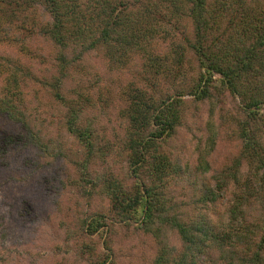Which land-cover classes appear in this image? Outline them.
Returning a JSON list of instances; mask_svg holds the SVG:
<instances>
[{"label":"trees","instance_id":"obj_1","mask_svg":"<svg viewBox=\"0 0 264 264\" xmlns=\"http://www.w3.org/2000/svg\"><path fill=\"white\" fill-rule=\"evenodd\" d=\"M0 33L17 55H26L37 38L50 47L46 57L35 55L34 63L44 65L39 74L0 56V118L18 129L0 128V154L32 146L64 157L55 142H43L32 117L55 104L60 117L43 110L50 121L39 124L74 139L78 195L107 201L106 211L101 203L80 226L82 259L107 264L110 253L97 255L91 237L114 222H134L158 238L152 264H264V0H0ZM90 54L100 59L93 70L99 84L82 87L93 66L88 74L72 73ZM34 86L47 104L32 106L30 91L39 101ZM225 97L235 101L231 109ZM202 104L209 112L206 133L217 134L210 119L218 111V132L239 144L231 163L209 174L196 152L193 181L165 145L188 109L197 112ZM94 108L112 110L109 132L99 135L95 120L84 119ZM120 156L124 178L109 161ZM185 180L199 192L193 204L201 211L191 215L173 196ZM169 232L178 248L168 243Z\"/></svg>","mask_w":264,"mask_h":264},{"label":"rangeland","instance_id":"obj_2","mask_svg":"<svg viewBox=\"0 0 264 264\" xmlns=\"http://www.w3.org/2000/svg\"><path fill=\"white\" fill-rule=\"evenodd\" d=\"M1 34L0 56L9 55L11 58L20 59L39 74L37 70L44 68V65L34 63L35 55L43 54L46 57L50 52L49 45H45L37 38L35 43L30 45L26 55H17L14 49L11 51L10 45L8 46ZM2 43L6 45L3 46ZM92 55L96 54L88 56L82 70L72 73L74 78L80 74H88V67L93 66L92 72L82 79V83H78L82 87L90 86L88 81L99 84L93 75V70L95 73L94 68H101L100 61L98 62L100 59ZM45 57L42 58L45 60ZM68 86L75 85L69 83ZM32 89H36L39 96V101L33 100L32 92H29L27 98L34 108L37 104L40 106L39 102L46 104L49 102L43 90L37 86ZM90 90H88L89 95L94 97L96 91ZM44 103H41V106ZM234 103L232 98L225 97L226 110L231 109ZM54 107L46 110L44 104L41 111H37L38 113H34L32 117L36 120L35 129L43 130L40 134L43 142H55L56 147L60 146L64 150V157L57 156L56 149L45 153L32 146L26 148L13 146L6 153L0 154V264H89L85 258L82 259V254L78 253L80 252L78 248L86 241L80 226L82 228L83 220L93 215V212L101 207V203L102 210L106 211L107 201H103L100 197L89 200L78 195L79 187L74 186L77 173L72 165V160H76L78 154L74 139L63 130H59V133L55 126L48 128L39 124L47 118V121H50L43 110L60 117L58 107L55 104ZM111 112L112 110L106 108L105 111L94 108L84 114V119H94L96 131L100 135L103 130L110 131L111 125L108 120ZM208 113L206 105H200L197 112L190 107L180 126L177 127L176 134L165 145L178 161L186 164L185 168L188 166L184 177L187 178L191 173L193 181L197 173L194 172L196 152H201L208 161L209 174L215 169L230 164L238 151L239 142L231 133L221 130L218 132V111L210 119L217 134L209 130L206 133L204 127ZM0 128L3 130L12 128L18 131L15 125L1 118ZM209 138H212V142ZM97 144L102 150L105 147L102 139H98ZM109 161L118 176L124 178L127 167L123 156L113 157ZM110 162L107 164L108 167ZM245 170L246 168L243 167L241 173L243 174ZM173 196L178 209L182 208L187 215L201 211V204L198 202L193 204L199 192L195 195L188 181L179 183L173 190ZM218 212L222 213V211ZM218 215V219H222L223 216ZM129 223L130 225L114 222L108 226V229L93 235L91 240L96 248V254L101 256L103 253H110L107 264H152L158 251V238L151 233L142 232L138 229L137 223ZM167 237L171 246L179 247L175 233L169 232ZM106 246L111 252L105 249Z\"/></svg>","mask_w":264,"mask_h":264}]
</instances>
